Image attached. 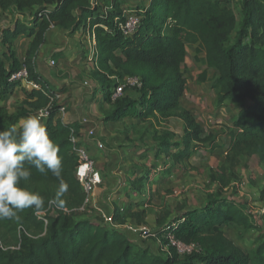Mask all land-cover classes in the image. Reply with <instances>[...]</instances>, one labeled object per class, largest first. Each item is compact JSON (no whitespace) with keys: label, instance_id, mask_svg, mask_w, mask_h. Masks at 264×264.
<instances>
[{"label":"trees","instance_id":"trees-1","mask_svg":"<svg viewBox=\"0 0 264 264\" xmlns=\"http://www.w3.org/2000/svg\"><path fill=\"white\" fill-rule=\"evenodd\" d=\"M95 2L0 0V12H28L31 21L17 19L13 26L0 29L1 42L7 46L5 59L0 56V130L19 127L23 118L50 107L44 126L60 149L62 176L68 184L62 197L63 208L70 209L48 212L47 224L37 216L40 210L35 209L20 213L19 220H0V264H264L263 231L256 235L251 248L240 246L227 235L228 227H258L244 202L233 195H223L232 181L239 180L241 156L257 155L264 161V0H239L241 20L233 0H150L148 5L135 7L141 21L131 35L119 26L124 20V0ZM51 27L64 29L70 35L89 28L96 40L90 76L98 86H94L93 95L100 89L111 105L103 120L115 122L133 116L151 121L152 131L145 130L156 142V157L166 154L174 165L186 162L199 149L217 147L216 135H204L203 126L182 104L188 83L183 71L188 44H197L196 51L205 53L207 69L217 70V104L230 100L240 107L234 118L236 129L230 133V152L221 165L209 169V184H217L218 188L208 195L206 204L172 217L171 209H162L157 216L154 235L167 245L168 251L156 252L141 245L112 223L78 217L77 209L85 193L76 177L78 156L72 135H80L87 123L66 122L58 116L60 92L37 70L38 54ZM21 35L30 39L23 62L13 47ZM23 65L28 70V80L38 87H23L24 105L11 112L4 101L22 85V80H10V76ZM207 69L199 74L200 81L208 79ZM126 76L140 78L142 86L126 87L122 96L113 99L115 88ZM128 88L139 91V97L126 95ZM172 117L184 121L179 141H174V131L163 126ZM172 147L176 149L172 151ZM31 173L21 186L44 197L41 210L48 209L50 203L59 206V181L34 167ZM127 214L116 210L114 222L125 224ZM169 234L196 248L180 254L170 243Z\"/></svg>","mask_w":264,"mask_h":264},{"label":"rangeland","instance_id":"rangeland-1","mask_svg":"<svg viewBox=\"0 0 264 264\" xmlns=\"http://www.w3.org/2000/svg\"><path fill=\"white\" fill-rule=\"evenodd\" d=\"M98 1L101 4L104 2V0ZM149 3L150 0H124L123 6L126 9H135L137 5H148ZM232 6L237 13L238 20H241L242 14L239 0H233ZM29 15L28 12L20 13L16 10L2 11L0 12V29L7 25L13 26L17 19L31 22ZM51 28L47 32L48 40L41 47L39 53L42 55V71L52 80L53 87L60 92L58 99L66 106L65 114L63 113L61 117L64 121L69 122L72 120V113L76 112L77 115H87L86 117L92 119L94 116L91 110L87 108V100L89 98L93 99L89 93L92 92L94 83L90 76L94 66V37L88 32L89 28L87 27L84 33H76L74 39L68 37L71 39V46L69 47V40L64 43L56 41V35L60 34L61 31ZM21 37L19 36L18 40L14 41L17 48H15V51L17 50L19 55L25 52L30 41L29 37L25 35ZM79 43L82 44L81 49L85 47V51L77 50ZM65 46L69 50L67 53L59 50ZM6 47V45L0 43L1 57L5 58L4 51L7 49ZM196 48L197 44H188V55L183 66L188 83L185 94L182 96V104L191 111L203 126L204 135L209 133L216 135L217 147L215 150L210 148L199 149L186 162L174 166L172 174L161 173V176L155 177L160 168L169 163L173 164V160L166 155L156 157L154 151L156 142L152 138V133H147L145 130L152 131L150 128L152 126L151 121L134 124L133 122L136 120H126L116 124L102 123V126H104L100 133L102 137L98 139H103L104 147L99 148L101 150L97 154L91 151L98 160L99 166H101L103 176V183L100 185L101 187H98L100 189L97 188L96 194L99 191L103 193L105 189L110 187L112 178H116V174L111 171L114 169L109 168L112 149H121L123 151L129 161L127 167L131 168L133 174H138V176L140 174L142 176L139 177L144 178L147 173L152 177L153 180L151 182L138 185L141 187L138 192L142 195L138 196L137 202L134 200L136 198L133 197L132 201L135 202L136 206L135 211L129 210V208L125 210L128 213L125 224L120 225L117 222L112 224L125 229L141 245L149 246L156 252L168 251L167 245L162 244L161 240L154 235L157 216L162 209H171L170 217H172L181 214L187 209L206 204L208 195L218 188L217 184L211 186L209 184V169L217 167L224 162L227 154H229L228 152H230L231 130L236 129L234 118L238 115L237 111L239 109L236 104H217V91L215 88L217 70L214 68L207 69L205 53H198ZM52 58L56 60L55 64L50 63ZM205 69L208 70V79L200 81L198 76ZM86 80L89 81L87 85L84 84ZM98 95L100 97V93ZM24 97L25 93L22 89L11 93L7 99L10 111H18L24 104ZM103 106L105 104L98 103V111ZM106 111L107 109L104 108V115ZM104 115L97 120L99 123L96 122L100 124V127V121H104ZM42 123L44 125L45 122ZM163 126L174 131V141H179L184 134V121L180 118L170 119ZM83 128L86 131L82 129L81 132L88 133L92 126L86 124ZM96 130L98 131V128ZM94 137L90 136V138H93V142L90 144L97 146L96 141L98 139ZM109 137L114 141L111 146H107L106 138ZM84 145L87 147L85 143ZM173 150H175V147L172 148ZM103 155L105 158L104 162H99ZM240 159L241 163L238 168L239 180L232 181L231 186L223 191V195H233L238 201L244 202L247 210L254 215V221L258 228L245 230L242 227H228L226 233L240 246L251 248L254 246L255 237L259 231L264 232V193L262 191L264 188V161H261L257 155L241 156ZM137 184L139 183L137 182ZM143 188L144 190H142ZM134 190L137 191V189ZM128 192H132V190L128 189ZM78 217L98 219L106 223L102 212L99 210H92L91 212L78 211Z\"/></svg>","mask_w":264,"mask_h":264},{"label":"clouds","instance_id":"clouds-1","mask_svg":"<svg viewBox=\"0 0 264 264\" xmlns=\"http://www.w3.org/2000/svg\"><path fill=\"white\" fill-rule=\"evenodd\" d=\"M59 146L50 138L40 119L28 116L7 130H0V220H19L27 209L41 210L45 199L39 192L21 186L31 177V168L41 174L51 173L59 181L56 202L68 191L62 172Z\"/></svg>","mask_w":264,"mask_h":264},{"label":"crops","instance_id":"crops-1","mask_svg":"<svg viewBox=\"0 0 264 264\" xmlns=\"http://www.w3.org/2000/svg\"><path fill=\"white\" fill-rule=\"evenodd\" d=\"M8 26H11V25H7V26H3V27H8ZM51 29H54V30L57 29V30L61 31L60 34L56 35V41L64 43V42H68L67 40H69V43H68L69 47L71 46V44H70L71 39H69L68 37L74 39V36L76 35V33H78V32H81V33L83 32L84 33L85 32V29L83 28L80 31L76 32L75 34L70 35L67 31H65L64 29H60L58 27H53ZM0 43H2L1 42V33H0ZM15 43H14V50L16 48L15 47ZM81 47H82V44L79 43V47L77 48V50H84L85 51V47H83V49H81ZM59 50L64 51V53L69 52L68 47H66V46L63 49L60 48ZM72 53H74V52H72ZM16 54H17V57L20 59V61L23 62V60L25 58V54H26V49H25V52H23L22 55H19V53H17V50H16ZM41 56L42 55L39 53L38 54V59H37V70L40 73H42V75L51 83L52 80L48 77V75L46 73H44L42 71ZM2 59L4 60L5 58L2 57ZM94 86H98V84L93 83L92 92L89 93L90 97H92L93 99L89 98L87 100L88 104L86 103L87 106H88L87 108H89L91 110V113L94 116V118L91 119L90 117H86L87 115H84V116L81 115V114L77 115L76 112H74V114L72 113V120L69 121V122L77 121V122H80V123H83V124L87 123V125L90 124L92 126L91 129H93L94 132H96V136L94 137L95 139H98L99 137H102V134H100L102 132V130H103V127H104V126H102V123L116 124V123H119L120 121H126V120H136L135 122H133L134 124L143 123V121L140 118H138V117L127 116V117L123 118L122 120L115 121V122L114 121L105 122V121L101 120L100 121L101 127H100V124H97V123H99L97 120H99V118H101V116L104 115L103 109L106 108L108 110L111 107V105H110V103H108L104 99L103 93H102V91L100 89H97L96 94L93 95ZM23 87L27 88L28 90H32L33 88H36L34 83H32L31 81L22 80V85L21 86H17L16 89L14 90V92H17L20 89L23 90ZM99 93H100V97L98 95ZM125 94L128 95V96H131L132 98H138L139 95H140L139 91H137L136 89H133V88H128L126 90ZM24 98H23V100H24ZM7 99L4 101V103L6 105H8L7 104ZM98 103L105 104V106H103V108H101V109L99 108L100 109L99 111H98V107H97ZM225 103L226 104H229V103L230 104H236V103H234V102H232L230 100H226ZM236 106L239 109L237 111L238 114H239L240 107L237 104H236ZM11 112H13V111H11ZM61 115H62V113L58 114V116H60V117H61ZM173 118H176V117H172L170 119H173ZM94 123H95V125H94ZM94 126L96 127V129L98 128V131L95 129ZM105 127H106V125H105ZM150 128H151V130L153 129L152 126ZM82 129L86 131L85 128H82ZM103 134H105V133H103ZM106 139H107L106 141L108 143L107 146L113 145L114 141L112 140L111 137L106 138ZM98 140H101V139H98ZM92 142H93V138L88 137V138L85 139V144L87 145V147L90 150V152L92 151V153L97 154L99 152V150H101V149H99L98 146H95V144L91 145L90 143H92ZM105 148H106V146H105ZM172 148H171V150H172ZM162 155H166V154H162ZM166 156H168V155H166ZM168 157L171 158L170 156H168ZM101 158L102 159L99 162H104V159H105L104 155ZM128 162H129L128 158L125 157V154H123V151L121 149H112L111 163H110V167L109 168H111V169L113 168L114 169V170H111V171L116 174V178H112L110 187L105 189L103 193H100L101 191H99L96 194L97 195L96 196L97 204L100 207H102V209L108 214L109 213L113 214L116 210H120L121 212H125V210L128 209V208H129V210L135 211L136 210L135 209L136 206H135V202L132 201L133 197L136 198L134 200L137 202L138 201V199H137L138 196L140 197L142 195V194H139L140 192H138V191L141 190V187H139L138 185H140V184L143 185L145 182H151V180H153L152 177H150V174H147V173H146V176L144 178L139 177V176H142L140 174H139V176H138V174H133V172H131L132 171L131 168L127 167ZM174 166H176V165H174V162H173V164L172 163L166 164L163 168H160L158 170V172L155 174V177H158L159 175L161 176L162 175L161 173L164 172V171L166 173H168V175L172 174L173 171H174ZM137 182L139 184H137ZM98 189H100V188H98ZM128 189L132 190V192H128ZM134 189H137V191H135ZM142 190H144V188ZM198 264H203V263H198Z\"/></svg>","mask_w":264,"mask_h":264},{"label":"built area","instance_id":"built-area-1","mask_svg":"<svg viewBox=\"0 0 264 264\" xmlns=\"http://www.w3.org/2000/svg\"><path fill=\"white\" fill-rule=\"evenodd\" d=\"M95 2V0H92ZM141 18L138 14L135 13L134 9L127 8L124 11V20L119 22L120 28L124 31L126 35H131L139 26ZM94 44H96L95 36ZM92 49V46H91ZM95 54V51H94ZM51 64H55L56 60L54 58L51 59ZM10 80H28V70L25 65H23L18 71H15L11 74ZM29 81V80H28ZM34 83V82H32ZM84 84H89V81H84ZM36 87L38 85L34 83ZM142 82L140 78L133 76L124 77L123 81L115 88L113 93V99L120 97L124 94V90L126 87H141ZM59 97V95H57ZM50 107H45L36 111V117L41 120V122H45V120L50 115ZM66 111V106L62 104L58 114L64 113ZM87 120V119H86ZM88 136H96V133L93 129H90L88 133H80V135H72V141L74 143V151L78 156V165L76 168V177L80 181L82 188L85 193V199L83 204L77 209L81 212H91L92 210H99L102 212L103 217L106 222L113 223V214L106 213L102 207H100L96 202V190L103 183V176L101 172V167L98 164V160L95 156L90 152V150L85 145H80V141H82L85 137ZM97 146L99 148L104 147V143L101 140L97 141ZM58 210H63L64 212H70V209L67 207H60L55 203H50L49 208L46 210L37 211V216L44 220L45 223H48L47 214L48 212L55 214ZM170 238V243L176 246L178 252L182 255L192 252L196 246L195 244H185L184 242L176 239L173 235H168Z\"/></svg>","mask_w":264,"mask_h":264}]
</instances>
